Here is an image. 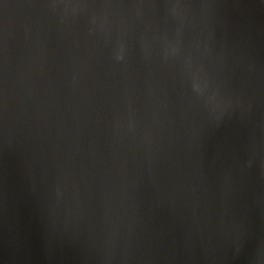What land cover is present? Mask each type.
<instances>
[{
  "label": "water",
  "instance_id": "95a60500",
  "mask_svg": "<svg viewBox=\"0 0 264 264\" xmlns=\"http://www.w3.org/2000/svg\"><path fill=\"white\" fill-rule=\"evenodd\" d=\"M0 264H264V0H0Z\"/></svg>",
  "mask_w": 264,
  "mask_h": 264
}]
</instances>
